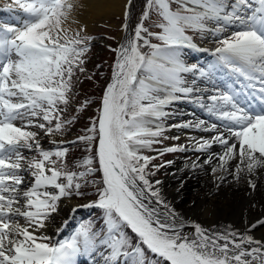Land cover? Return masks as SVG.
Masks as SVG:
<instances>
[{"label":"snow or ice","instance_id":"6c2138e0","mask_svg":"<svg viewBox=\"0 0 264 264\" xmlns=\"http://www.w3.org/2000/svg\"><path fill=\"white\" fill-rule=\"evenodd\" d=\"M109 5L122 22L104 37L107 77L87 68V25L69 26L79 0L0 5V264H264V208L205 226L157 178L175 161L155 163L191 151L209 195L264 190V0H96ZM97 78L100 95L80 99Z\"/></svg>","mask_w":264,"mask_h":264},{"label":"bare ground","instance_id":"6f19581e","mask_svg":"<svg viewBox=\"0 0 264 264\" xmlns=\"http://www.w3.org/2000/svg\"><path fill=\"white\" fill-rule=\"evenodd\" d=\"M5 0L0 1V5L4 4ZM81 7L75 8L69 18V26L77 27L72 20L79 21V23L87 25V32L92 31L98 22H106V20L112 17L120 16L121 8L119 5L113 7L111 5L104 8H98L96 6V0H79ZM202 47H210V45L202 44ZM201 58H204V54H201ZM182 111H190L191 105L180 106ZM185 119L187 117H184ZM180 119V117H177ZM174 135H177V130L171 131ZM191 135H198L195 132ZM180 142L188 143L186 136L181 135ZM195 160V159H194ZM191 161H179L173 164L168 173L176 172L175 176L165 175L158 179L164 180V192L169 200H172L178 211L188 212L192 206V202L195 201L196 211L195 213H189L190 215L198 216L199 220L204 223L205 226L210 227L213 224L228 225L234 224L241 226L242 222L246 220L254 219L259 215L261 208H264V190H260L253 194H245L243 188L239 191L230 187L224 186L215 195H209L211 189L210 173H206L200 169L191 171L184 167L185 164H189ZM207 167V166H205ZM182 170V171H179ZM184 181L183 188L177 193L176 189L180 187V181ZM258 205L256 208H250L249 203L253 199ZM75 199L70 202H66L64 209H67L73 205H76ZM61 215H65L63 211ZM260 231H255L254 235L257 237L264 236ZM52 230L50 229L49 232Z\"/></svg>","mask_w":264,"mask_h":264},{"label":"rangeland","instance_id":"374dc122","mask_svg":"<svg viewBox=\"0 0 264 264\" xmlns=\"http://www.w3.org/2000/svg\"><path fill=\"white\" fill-rule=\"evenodd\" d=\"M1 1V0H0ZM119 16L112 17L111 19L106 20V22H98L95 28L92 31H89L88 34L94 36L96 38L92 49L94 48V55L99 58L103 52H105V47L102 43H106L107 41L116 45V42L111 39H104V37H117L119 38L120 32L118 30V26L121 24L122 20L118 18ZM165 135L168 136H175L172 132H166ZM174 144H186L184 142H180L177 140H167L165 141V145H174ZM186 157L190 159H186ZM196 157L190 151L188 153L177 152L173 154H167L164 157L160 158L157 163H161L164 160H173L175 163L179 161H191L194 160ZM174 163V164H175ZM169 168L163 169L161 173L157 175L158 178L165 176V172H168ZM67 209L63 210V213L66 214ZM82 214L81 212L78 215ZM89 215V214H88ZM260 231V230H257ZM261 233L264 235V228H261ZM51 234V232H49Z\"/></svg>","mask_w":264,"mask_h":264},{"label":"trees","instance_id":"16d2710c","mask_svg":"<svg viewBox=\"0 0 264 264\" xmlns=\"http://www.w3.org/2000/svg\"><path fill=\"white\" fill-rule=\"evenodd\" d=\"M93 53H89V59H91ZM113 60V54L110 53L107 48L105 49V52H103L101 55H99V58L95 60V65L97 64H102L103 67L100 69V71L104 74L105 77H107L110 74V69L108 65L112 63ZM95 67H93V70ZM92 70V71H93ZM104 79L103 78H97L94 82L92 81H85L81 86H80V99H83L85 95L90 96L92 98H97L100 95L101 88L100 85L104 84ZM86 114V113H85ZM84 114V115H85ZM93 113L90 110L89 114L87 116H84L78 124V128H82L86 121L87 117L91 116ZM73 155L78 156L79 152H76L75 150L73 151Z\"/></svg>","mask_w":264,"mask_h":264}]
</instances>
